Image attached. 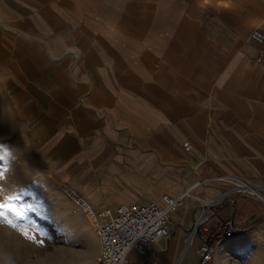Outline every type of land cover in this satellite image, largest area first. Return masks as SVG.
Instances as JSON below:
<instances>
[{
    "label": "crops",
    "instance_id": "crops-1",
    "mask_svg": "<svg viewBox=\"0 0 264 264\" xmlns=\"http://www.w3.org/2000/svg\"><path fill=\"white\" fill-rule=\"evenodd\" d=\"M255 29L264 0H0V120L95 214L187 192L129 264H264Z\"/></svg>",
    "mask_w": 264,
    "mask_h": 264
},
{
    "label": "rangeland",
    "instance_id": "rangeland-1",
    "mask_svg": "<svg viewBox=\"0 0 264 264\" xmlns=\"http://www.w3.org/2000/svg\"><path fill=\"white\" fill-rule=\"evenodd\" d=\"M12 130L0 120V264H91L95 226Z\"/></svg>",
    "mask_w": 264,
    "mask_h": 264
},
{
    "label": "built area",
    "instance_id": "built-area-1",
    "mask_svg": "<svg viewBox=\"0 0 264 264\" xmlns=\"http://www.w3.org/2000/svg\"><path fill=\"white\" fill-rule=\"evenodd\" d=\"M250 37L257 44H263L264 31L255 29L251 32ZM260 60L261 55L257 58V61ZM183 146L186 151L190 150L188 143H184ZM237 187L238 190L258 195L264 201V193L258 194L254 186L242 184ZM63 192L79 211L95 220L99 252L92 264H129L127 254L131 250L144 256L152 250L156 243L170 236V217L183 204V199L187 195V192L178 198L163 195L160 204L152 201L131 205L122 204L117 208L115 214L109 211L95 214L90 204L81 195L66 187ZM202 225L203 221L197 220L193 224L192 232L196 233L198 230L204 232ZM224 227L226 228V237L233 236L237 231L232 220H227ZM198 253L201 263H207L212 259L214 247L204 241L200 245Z\"/></svg>",
    "mask_w": 264,
    "mask_h": 264
},
{
    "label": "bare ground",
    "instance_id": "bare-ground-1",
    "mask_svg": "<svg viewBox=\"0 0 264 264\" xmlns=\"http://www.w3.org/2000/svg\"><path fill=\"white\" fill-rule=\"evenodd\" d=\"M67 217L72 218V215L68 214ZM86 218H87V221L89 222V225L94 227L95 226V220L93 218H90V217H87V216H86Z\"/></svg>",
    "mask_w": 264,
    "mask_h": 264
}]
</instances>
